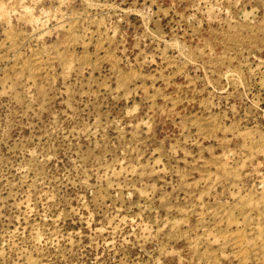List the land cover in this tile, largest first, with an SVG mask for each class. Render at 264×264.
Returning <instances> with one entry per match:
<instances>
[{
  "label": "rangeland",
  "instance_id": "374dc122",
  "mask_svg": "<svg viewBox=\"0 0 264 264\" xmlns=\"http://www.w3.org/2000/svg\"><path fill=\"white\" fill-rule=\"evenodd\" d=\"M0 264H264V0H0Z\"/></svg>",
  "mask_w": 264,
  "mask_h": 264
}]
</instances>
